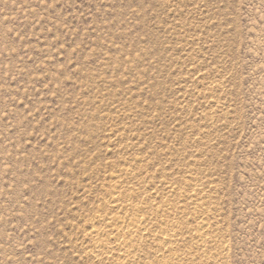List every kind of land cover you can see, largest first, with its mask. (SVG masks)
I'll list each match as a JSON object with an SVG mask.
<instances>
[{"label":"rangeland","instance_id":"1","mask_svg":"<svg viewBox=\"0 0 264 264\" xmlns=\"http://www.w3.org/2000/svg\"><path fill=\"white\" fill-rule=\"evenodd\" d=\"M0 264H264V0H0Z\"/></svg>","mask_w":264,"mask_h":264}]
</instances>
